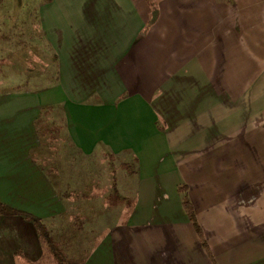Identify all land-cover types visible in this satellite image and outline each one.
I'll return each instance as SVG.
<instances>
[{
  "label": "crops",
  "instance_id": "1",
  "mask_svg": "<svg viewBox=\"0 0 264 264\" xmlns=\"http://www.w3.org/2000/svg\"><path fill=\"white\" fill-rule=\"evenodd\" d=\"M35 13L44 89L13 90L0 62V202L34 218L0 215V264H41L35 220L65 264L86 239L84 264H264V0H39Z\"/></svg>",
  "mask_w": 264,
  "mask_h": 264
},
{
  "label": "rangeland",
  "instance_id": "2",
  "mask_svg": "<svg viewBox=\"0 0 264 264\" xmlns=\"http://www.w3.org/2000/svg\"><path fill=\"white\" fill-rule=\"evenodd\" d=\"M38 5L39 0H0V62H4L6 66L10 67V69L8 70L11 72L8 75L12 76L15 79L13 85H11V88L18 92L22 90H27L28 87L32 91H41L44 89L45 86H42L40 84L39 78H42V76L45 75L44 73H47L48 68L46 70H42L41 68H39V66L37 67L35 59L40 57V48H42L39 46V40L41 39V36L39 32V27L37 25V20L35 18V11H37ZM23 39L26 42L30 41V44H32L31 48H33L30 54L35 62L32 66L33 73L31 75L28 73V71H24L25 69L23 67L24 60L22 54H24V51L21 50L22 43L24 42ZM43 53L47 55L46 58H49L48 52ZM49 61L50 58L48 59V62ZM42 72L43 74H41ZM27 80H31L30 85L25 83V81ZM47 85H49V83ZM104 170V174L107 173L112 179V181L117 182V176L121 171H123V168L122 166H120L118 161L115 162V160L113 159L111 160V162L106 163ZM127 170V174L132 177L134 170L133 165H130ZM104 214H106L105 220L108 221L109 219L110 222L113 223L116 222L117 219L121 216V212L119 209H113L109 212L104 211L103 215ZM103 215H101V217ZM101 217L96 218V224L99 223ZM92 229L97 230V232H93V235L97 234L100 230L97 226H92ZM91 235L92 234L83 233L82 236H87L91 240ZM86 240L87 245H85L84 250L73 251L70 253L68 252L69 255L73 254L74 256H77V258L73 259L68 258L70 261H81L84 258V254H86V252L91 249V241H89L88 239ZM71 245L73 249L77 247L76 244ZM81 255L83 256L78 258V256ZM22 257L23 256L21 254H18L16 261L25 264L26 262L22 260ZM41 264H44L43 261H41Z\"/></svg>",
  "mask_w": 264,
  "mask_h": 264
},
{
  "label": "trees",
  "instance_id": "3",
  "mask_svg": "<svg viewBox=\"0 0 264 264\" xmlns=\"http://www.w3.org/2000/svg\"><path fill=\"white\" fill-rule=\"evenodd\" d=\"M23 55V54H22ZM181 192L184 194L185 190L182 188ZM183 205L185 208V211L190 219V221L193 223L197 234L203 244V246L207 249V245L206 242L204 240V236H203V232L200 228V226L198 225L196 218H195V214H194V210L193 207L191 205V203L189 202L188 198L185 196L183 199ZM0 215L3 217H13V216H23L27 219H31L34 220L33 217L29 216V215H24L22 212L17 211L13 208L8 207L7 205H4L0 202ZM37 221L39 222V220H35V225L37 228V233H38V237L39 240L42 243L45 255L43 257V263L44 264H48V263H53L56 259V261L60 264H65V258L63 256V253H61V251L58 249V247L49 239L47 233H45V231L42 229V227L40 225H37ZM77 264H84V261H80Z\"/></svg>",
  "mask_w": 264,
  "mask_h": 264
}]
</instances>
